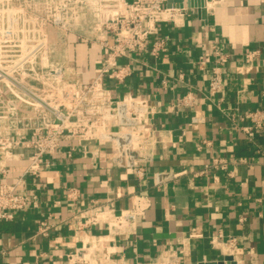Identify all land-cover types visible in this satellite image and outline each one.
<instances>
[{"label":"crops","instance_id":"0c3cea01","mask_svg":"<svg viewBox=\"0 0 264 264\" xmlns=\"http://www.w3.org/2000/svg\"><path fill=\"white\" fill-rule=\"evenodd\" d=\"M205 2L204 13L173 7L184 16L158 23L151 38L165 41L160 55L119 58L120 65L130 64L132 75L122 84L106 80L116 99L132 94L156 107L157 145L144 177L108 162L109 146L91 143L89 152L78 147L70 157L72 143L64 142L39 178L18 185V193L37 194L39 202L0 223V264H161L172 255L178 264L221 261L227 255L238 264H264V132L250 140L242 130L249 122L241 119L264 108V0ZM60 39H68L63 49L83 81L90 82L102 68L99 42L80 33ZM216 48L228 60L222 68L224 89L211 97ZM188 92L195 96L194 106L178 107L177 99ZM95 149L101 156L92 155ZM215 157L227 160L228 168L201 173ZM28 164L24 158L11 161L0 184H18ZM160 172L182 174L158 185ZM70 187L78 190L75 202L67 198ZM137 196L145 210L134 222L79 228L81 213L93 206L120 215ZM43 221L50 226L48 235L39 231ZM194 231L202 236L191 238ZM220 231L222 243L215 245L212 238ZM231 238L237 239L234 252ZM85 246L91 249L82 261Z\"/></svg>","mask_w":264,"mask_h":264},{"label":"built area","instance_id":"2783aa9c","mask_svg":"<svg viewBox=\"0 0 264 264\" xmlns=\"http://www.w3.org/2000/svg\"><path fill=\"white\" fill-rule=\"evenodd\" d=\"M167 1L0 0V179L8 174L11 161L24 158L29 162L18 184H0V223L12 221L18 211L38 206V195L18 193V185L28 178H39L64 142L72 143L67 152L70 157L78 147L89 152L91 143L98 148L109 146L105 155L108 162L135 169L139 179L144 177L157 145L156 107L148 98L132 94L116 99L106 80L122 84L132 75L130 64L120 65L119 58L138 52L160 55L165 41L151 39L157 33L158 23L184 16V10L165 6ZM48 27L64 31L63 37L80 33L99 42L104 57L95 78L84 82L69 55L61 51V57L58 56L57 45L46 34ZM215 52L218 61L209 81L211 97L224 89L222 68L228 60L221 49L216 48ZM254 55L248 54L247 59L251 61ZM194 104L191 92L176 101L178 107ZM241 119L249 122L242 130L250 140L264 130V108L247 111ZM91 153L101 156L99 149ZM228 164L224 158L215 157L201 173L212 168L226 170ZM181 174L160 172L155 180L159 185ZM67 198L77 201L78 190L68 188ZM144 210L142 197L137 196L132 207L120 215L108 206H93L81 213L84 222L78 224L80 229L103 222L110 227L120 226L134 222ZM244 222L241 217L239 223ZM49 228L43 221L39 231L48 235ZM201 236L197 231L190 235ZM223 236L222 231L218 232L212 242L221 244ZM229 245L236 251L237 239L231 238ZM89 249L85 246L81 251L85 253L82 261L88 259ZM178 263L177 256L172 255L161 264Z\"/></svg>","mask_w":264,"mask_h":264},{"label":"water","instance_id":"95a60500","mask_svg":"<svg viewBox=\"0 0 264 264\" xmlns=\"http://www.w3.org/2000/svg\"><path fill=\"white\" fill-rule=\"evenodd\" d=\"M169 7L193 8L196 7L199 13L205 12L206 0H168ZM199 264H238L234 255H227L221 261L201 262Z\"/></svg>","mask_w":264,"mask_h":264},{"label":"rangeland","instance_id":"374dc122","mask_svg":"<svg viewBox=\"0 0 264 264\" xmlns=\"http://www.w3.org/2000/svg\"><path fill=\"white\" fill-rule=\"evenodd\" d=\"M46 34L48 35V38L51 41V43H53V45L56 44L57 46L62 47V49L58 48L59 52L57 51L58 56L61 57V55H62L61 51L65 52V49H63V44H62L61 39H60L61 35L62 36L64 35V31H61L55 27H48L46 29ZM66 41H68V39H66ZM64 44H66V43H64ZM57 60L62 61L61 58H57Z\"/></svg>","mask_w":264,"mask_h":264},{"label":"trees","instance_id":"16d2710c","mask_svg":"<svg viewBox=\"0 0 264 264\" xmlns=\"http://www.w3.org/2000/svg\"><path fill=\"white\" fill-rule=\"evenodd\" d=\"M259 132L263 133L264 131H263V130H261V131H259Z\"/></svg>","mask_w":264,"mask_h":264}]
</instances>
